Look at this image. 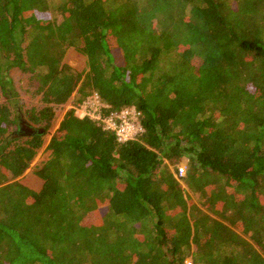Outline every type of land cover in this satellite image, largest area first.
I'll list each match as a JSON object with an SVG mask.
<instances>
[{
	"label": "trees",
	"instance_id": "1",
	"mask_svg": "<svg viewBox=\"0 0 264 264\" xmlns=\"http://www.w3.org/2000/svg\"><path fill=\"white\" fill-rule=\"evenodd\" d=\"M13 69L43 104L27 124L97 93L143 131L67 111L33 191ZM0 264H264V0H0Z\"/></svg>",
	"mask_w": 264,
	"mask_h": 264
},
{
	"label": "rangeland",
	"instance_id": "2",
	"mask_svg": "<svg viewBox=\"0 0 264 264\" xmlns=\"http://www.w3.org/2000/svg\"><path fill=\"white\" fill-rule=\"evenodd\" d=\"M63 62L67 66L79 72L86 69L85 56L78 54L72 48H69L66 51ZM9 76L12 79L13 88L17 93V102H18L17 108L15 109L13 116L19 118L30 128L43 130L41 127L33 126L25 122L26 111L30 109H34L35 111H38L43 107L42 102H40V96H32L31 91H33V89L29 86L28 77L21 74L17 69L10 70ZM74 97H76V92L71 96V98L67 101L65 105L56 107L55 116L51 123L50 128L47 131L43 130V133H41L42 142H43L42 147L37 151V154L34 160L30 163L29 168L24 172V174L20 178L17 179V181L20 184L28 187L33 191L38 192L42 187L43 182L36 177L35 171L38 168H40L50 158V151L46 150V146L48 145L50 139L55 135L65 113L73 109V107L75 106L73 105L72 102L73 99H78V96L76 98ZM1 101H3V98L1 99ZM16 131H17L16 127H14L12 128L10 133H14V132L16 133ZM16 137L22 139L21 141H23L27 137V135H22V136L18 135ZM186 162L187 161H183L182 164L180 165L186 166ZM188 194L191 197H194L191 191L189 190H188Z\"/></svg>",
	"mask_w": 264,
	"mask_h": 264
},
{
	"label": "built area",
	"instance_id": "3",
	"mask_svg": "<svg viewBox=\"0 0 264 264\" xmlns=\"http://www.w3.org/2000/svg\"><path fill=\"white\" fill-rule=\"evenodd\" d=\"M110 107L101 101L97 93L86 96L79 105L74 106V114L79 119H89L104 131L112 133L119 144L133 141L143 131L139 121L140 113L135 108H124L119 112L104 110ZM186 166L179 165L176 176H185Z\"/></svg>",
	"mask_w": 264,
	"mask_h": 264
},
{
	"label": "flooded vegetation",
	"instance_id": "4",
	"mask_svg": "<svg viewBox=\"0 0 264 264\" xmlns=\"http://www.w3.org/2000/svg\"><path fill=\"white\" fill-rule=\"evenodd\" d=\"M16 132L18 135L22 136V135H27V136H31V135H37L40 133L31 131L30 127H28L24 122H22L21 120H19V124L16 127Z\"/></svg>",
	"mask_w": 264,
	"mask_h": 264
},
{
	"label": "water",
	"instance_id": "5",
	"mask_svg": "<svg viewBox=\"0 0 264 264\" xmlns=\"http://www.w3.org/2000/svg\"><path fill=\"white\" fill-rule=\"evenodd\" d=\"M30 129H31V131H33V133L34 132H37V133H40V134L43 133V130H37V129H33V128H30Z\"/></svg>",
	"mask_w": 264,
	"mask_h": 264
}]
</instances>
